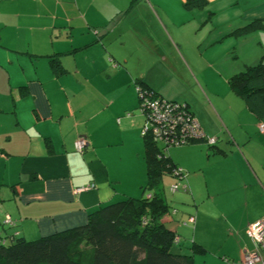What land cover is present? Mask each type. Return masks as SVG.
Here are the masks:
<instances>
[{
  "label": "crops",
  "instance_id": "obj_1",
  "mask_svg": "<svg viewBox=\"0 0 264 264\" xmlns=\"http://www.w3.org/2000/svg\"><path fill=\"white\" fill-rule=\"evenodd\" d=\"M185 1L0 0V235L6 216L20 235L36 239L83 225L100 205L144 193L145 116L136 83L154 86L153 66L134 58L138 36L146 34L141 48L152 49L151 26L170 28ZM238 4L236 23L223 25L227 34L264 23V0ZM244 37L228 42L236 57L220 73L219 88L201 66L191 80L194 95L185 104L216 142L197 139L168 153L184 173L178 197L187 217L174 209L162 222L183 248L199 245L194 264H245L243 254L254 249L247 228L264 217V114L228 84L262 54L256 49L248 60ZM80 136L87 142L82 152L75 149Z\"/></svg>",
  "mask_w": 264,
  "mask_h": 264
},
{
  "label": "trees",
  "instance_id": "obj_2",
  "mask_svg": "<svg viewBox=\"0 0 264 264\" xmlns=\"http://www.w3.org/2000/svg\"><path fill=\"white\" fill-rule=\"evenodd\" d=\"M204 1L186 0L184 4L195 6ZM228 84L258 116L264 114V61L233 74ZM144 140L147 182L142 189L152 190L149 196H126L100 205L83 225L36 239L24 238L14 221L3 220L8 232L0 235V264H194L196 250L202 249L194 243L183 248L176 233L164 225L162 217L169 209L156 192L163 177L177 181L172 172L178 166L149 139ZM173 246L177 247L174 251Z\"/></svg>",
  "mask_w": 264,
  "mask_h": 264
},
{
  "label": "rangeland",
  "instance_id": "obj_3",
  "mask_svg": "<svg viewBox=\"0 0 264 264\" xmlns=\"http://www.w3.org/2000/svg\"><path fill=\"white\" fill-rule=\"evenodd\" d=\"M182 9L179 14L175 15L173 19L175 24L170 28L162 23L161 28L151 26L153 30L150 29L147 33L151 34L148 38L153 39L152 49L141 48L142 37L146 34L138 36V50L134 58H137L138 62H149L153 66L149 73V79L154 86V91L164 99L187 104L186 99H192L194 95L192 81L197 80L194 71L199 74L200 66L202 69L204 68L205 76L206 74L209 76L214 88H219L221 85L220 73L227 72L231 60L236 57L235 53L229 50L234 47L231 44L232 47L229 48L228 42H230L231 37L245 36L242 41H245L244 52L249 50L248 56L250 58L248 60L254 56L256 49L262 50L261 56H257L258 58L253 62V65L264 60V27L259 25L261 22L252 23L249 30L247 27L241 28L230 32V34H227L230 28L223 27L224 24L236 23L233 20L238 18L241 9L238 0H205L202 4L195 6H188L183 3ZM225 33L226 35L222 36ZM260 41L261 45L259 44ZM237 50L239 53L236 52V55L239 54L238 57L242 59L244 53L241 49L237 48ZM209 63H213L214 66L213 64L209 65ZM241 64L244 67L243 62ZM219 143L220 141L217 145ZM203 145L205 146V143ZM205 148L211 152V149L206 146ZM202 163H204L203 160ZM224 173L222 172V174ZM174 182L175 180L169 176L163 177L162 182L156 187V192L164 198L170 215L171 213L175 215L174 209H177L179 210L178 216L181 214L185 219L187 210L182 206L178 197L184 192L181 189L172 192L170 185ZM151 192L152 190L147 189L144 195ZM239 217L243 218L242 210L239 211ZM215 226L217 228L222 227L221 223ZM4 230L8 231V228L6 227ZM198 237L201 236L198 235ZM218 241V235H215L214 242ZM176 248L173 246L172 251Z\"/></svg>",
  "mask_w": 264,
  "mask_h": 264
},
{
  "label": "built area",
  "instance_id": "obj_4",
  "mask_svg": "<svg viewBox=\"0 0 264 264\" xmlns=\"http://www.w3.org/2000/svg\"><path fill=\"white\" fill-rule=\"evenodd\" d=\"M136 89L140 101L139 107L145 116L142 135L159 149L160 154L166 155L170 148L183 146L197 139L204 140L208 145L216 142L215 137L205 135L193 113L188 112L185 103L164 99L148 92L140 85H137ZM258 130L264 133V120L259 121ZM86 145L84 136L78 137L75 141V149L78 152H82ZM172 175L177 177V181L170 186L173 192L180 188L183 172L178 167ZM189 220H193V217ZM10 221L6 216L4 223ZM247 236L252 241L254 249L243 254L245 264H264V217L248 226Z\"/></svg>",
  "mask_w": 264,
  "mask_h": 264
}]
</instances>
